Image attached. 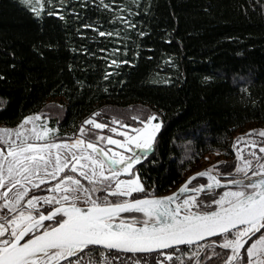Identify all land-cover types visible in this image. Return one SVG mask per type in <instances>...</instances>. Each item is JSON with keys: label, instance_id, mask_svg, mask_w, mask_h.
<instances>
[{"label": "trees", "instance_id": "trees-1", "mask_svg": "<svg viewBox=\"0 0 264 264\" xmlns=\"http://www.w3.org/2000/svg\"><path fill=\"white\" fill-rule=\"evenodd\" d=\"M47 106L54 134L100 145L103 131L80 132L88 117L140 125L156 115L161 130L136 169L147 195L168 193L207 153L234 157L239 129L264 123V0H66L39 12L0 0V126ZM219 167L228 174L235 162ZM89 253L166 264L94 246L72 261L91 264Z\"/></svg>", "mask_w": 264, "mask_h": 264}, {"label": "snow or ice", "instance_id": "snow-or-ice-1", "mask_svg": "<svg viewBox=\"0 0 264 264\" xmlns=\"http://www.w3.org/2000/svg\"><path fill=\"white\" fill-rule=\"evenodd\" d=\"M104 36V32L99 33ZM110 35V34H109ZM116 61H113L115 64ZM124 63H127L125 61ZM94 113L93 116H98ZM39 116L26 117L25 120L15 130L0 129V142L7 144V148H0V188H4L6 183H10L7 191L0 193V199H5L4 208H9L7 201L8 192H11L17 184H21V178L28 183H32V177H38L40 172L55 179L59 173L69 168L71 172H77V165L80 168L86 167L81 164V160H88L91 163V175L81 171L80 175L88 179L92 184H103L102 189L84 188L78 179L71 175H65L52 191L62 190L64 193L82 191L87 199L85 203L89 206L85 208L70 204L68 207L61 205L60 199L47 198L33 195L28 201V206L36 211H20L12 219L0 217V264H59L61 259L67 260L69 257L77 256L84 252L90 245H102L107 249H117L125 252H152L156 249L172 248L174 245H192L197 241H202L206 237L222 236L223 242L220 248L231 250V254L223 259V264H264V163L261 157H256V164L251 160H246L244 167L237 168L236 171L244 174V179H232L228 183L239 186L238 190H229L218 193L215 190L221 187V181L212 176L211 169L200 172L197 176H207L210 181L205 185H189L197 177H190L179 189L180 194L194 193L188 195L175 207L173 203L179 200V196L173 193L171 196L153 199H124L119 202L109 201L107 196L130 197L132 193L145 192L140 177L132 171L135 164L141 162V155L134 149H139L146 153L153 148L157 135L161 130V123H153L157 119L155 115L147 117L140 122L142 128L133 129L135 135H128L120 132L119 135L125 139L115 140L111 136L97 137V140H106L107 144L117 145L132 155L125 156L123 153L112 152L111 149L98 147L95 141L87 142V149H91L93 155H80L71 153L62 156L60 149H68L67 144H57L48 142L36 144L28 142L31 140H46L48 133L54 131L43 127V131H37L34 125L31 136H25L24 126L35 120ZM134 120L137 117H133ZM96 129H104L107 124L97 123L94 118L85 121ZM113 123H119L113 121ZM122 127H128L126 124ZM81 127V134L85 133ZM111 132H117L116 128H111ZM15 135L19 143L9 141L4 137ZM264 137V131L258 133ZM251 135V133L249 134ZM85 144L84 140L77 139L71 147H78ZM255 146V144H254ZM52 149L58 151L54 154ZM264 153V146L259 148ZM109 152L112 155L109 156ZM107 172L105 174V166ZM51 168V171L48 169ZM99 169V171H97ZM251 171V176L248 172ZM133 177L128 180H120V175ZM256 177L257 179H253ZM245 180L248 182L245 183ZM65 181L71 182L75 188L62 187ZM46 181L40 177L39 184L33 187L39 188L40 184ZM23 186V185H22ZM103 191L107 195L100 199H92L89 192ZM28 189L18 192L16 200L10 210L15 209L20 201L27 195ZM200 193L213 195L215 199L207 202L201 201ZM72 197L63 195L64 201H69ZM44 204L61 205L60 207H50L46 211H39L37 204L40 201ZM216 205V208H212ZM193 209H201L193 211ZM211 209V210H209ZM142 213L143 219L132 217L129 223L120 218L121 213ZM183 213V214H181ZM119 220L117 223L116 221ZM54 222L46 225L44 222ZM139 224V227L134 226ZM9 226L11 231L9 232ZM39 229H44L41 234L30 235ZM259 235L257 236V234ZM10 237V238H8ZM25 237H29L24 243ZM253 237L256 239L253 240ZM250 245L245 248L246 244ZM215 243V242H213ZM241 249L246 253V259L242 256ZM219 255V254H217ZM171 260L172 256L169 255ZM68 264H74L69 260Z\"/></svg>", "mask_w": 264, "mask_h": 264}, {"label": "rangeland", "instance_id": "rangeland-1", "mask_svg": "<svg viewBox=\"0 0 264 264\" xmlns=\"http://www.w3.org/2000/svg\"><path fill=\"white\" fill-rule=\"evenodd\" d=\"M24 1L26 4H28L34 11L39 12L42 9H44L46 7V5H51V6H59L63 1L66 0H22ZM126 22V21H124ZM59 99L54 100L51 103H56L59 104ZM52 108L50 107H46L45 110H42L40 113H35V114H31L28 115L26 117H34V116H39L38 120H35L31 123H28L24 126V128L26 129V131L24 132L25 136H31V129L33 128V126H36V130L37 131H43V127H47L48 129H52L54 131H51L48 133V136L46 138V140H41V141H37V140H29L28 142L31 143H36V144H43V143H48V142H54L57 144H67L69 145L68 149H63L61 148L60 154L62 156H68L70 158L71 153H76L77 156L80 155H93L94 158L99 159V157H95V154L92 153L91 149H87L86 145L87 142H89L90 140H87L83 137H75V138H67V137H62V136H58L55 133V128H52L50 125V118L49 116H46L47 114L52 115L54 113V110H51ZM154 115V114H153ZM134 117H137V119L141 116H143V114H139V113H133ZM152 116V115H150ZM156 116V115H155ZM25 117V118H26ZM25 118L18 123L16 126L14 127H4V126H0V129H9V130H15L17 129V127L25 120ZM93 119V117H88L86 119ZM136 119V122H138ZM95 120V119H94ZM118 121L119 123H113V121ZM95 122H98L97 120H95ZM141 123V122H140ZM153 123H161V121L155 120L153 121ZM127 125L128 127H122L121 125ZM85 127H86V131L88 133H91L92 129H95L92 125L86 124L85 123ZM144 125L141 123L140 125H135V124H129L124 122L123 119L121 118H113L111 120V124L108 125V127L104 128V129H99L103 132H100L97 134L98 137H108L111 136L113 139L115 140H120L123 141L125 138L121 135H119L120 132H126L128 133V135H135V132L133 131V129H138V128H142ZM111 128H116L117 132H111L110 129ZM85 131V133H86ZM260 131H264V123H258V122H254V123H250L248 124L246 127L239 129L237 132H235L234 134V149H235V154L234 157L232 158H228L224 155L223 152L220 151H212L207 153L200 161H198L197 163V167L191 171H189L184 179H186L189 175H191L194 172H197L199 170H203V169H211L214 170L216 172L221 173V169H220V165L221 163L224 162H228V161H233L235 162V167L234 169L228 173V175L233 176L232 178H236V177H242L244 176L243 173L237 172L236 169L237 168H242L244 167L245 161L246 160H251L252 164L255 165L256 164V157H253L251 155V153L255 152L257 157H261L264 158V153H261L259 151V148L264 146V137L260 136L258 133ZM251 133V135H249ZM5 139H8L10 142L11 141H15L16 143H19V140L16 139L15 135L12 134L10 137L6 136L4 137ZM81 139L85 141V144L83 145H79L78 147H71V145L74 143L75 140L77 139ZM102 144H98V147H103L106 150L107 149H111L112 152H117V153H123L125 156H129L132 155L131 152H127L125 151L123 148L118 147L117 145H111V144H107L106 140L104 141H100ZM255 144V146H254ZM154 146V145H153ZM0 148H7V144H4L2 142H0ZM153 149V148H152ZM151 149V150H152ZM151 150L147 151L146 153L141 152L139 149H134V151H136L138 154L141 155V159L143 155L148 154ZM58 150L57 149H52V152L55 154ZM112 152H109V156L112 155ZM262 163H264V159L261 160ZM81 164L86 165V167L84 168H80L79 165H77V172H71V163L69 164V168L65 169L64 172L59 173V175L53 179L51 177H49L48 175H46L45 172H40L38 177H32V183H28L27 181L23 180L21 178V184H17L15 188L12 189L11 192H8V196H7V201L10 202L9 204V208H4L3 204L5 203V199H0V217H5L6 219H12L14 216H17L19 214L20 211H32L33 215H35V210L31 209L28 204L27 201L33 196H41V197H47V198H55V199H60L61 200V204H75V205H89L88 203H85V200L87 199V196L82 192V191H77V192H69V193H64L62 190H56V191H52L51 189H53L55 187V185L57 183L60 182L61 179H63V177L65 175H71L73 176L75 179H78L81 183V185L84 188H88V189H92V188H97V189H102L104 187L103 184H92L89 183L88 179H86L84 176L80 175L81 171L84 172H88L89 175H91V163L88 160H81L80 162ZM48 171H51V168L48 169ZM97 171H99V169H97ZM132 171L134 173H136L137 175H139L137 169H136V164L134 165ZM105 174H109L107 172V165L105 166ZM248 175H251V171L248 172ZM40 177H43L45 179V183L44 184H40L39 188L33 187V184H39V179ZM140 177V176H139ZM133 177L129 176V175H120L119 179L120 180H128V179H132ZM140 182L141 178H140ZM210 182L206 183L205 186L207 184H209ZM143 184V183H142ZM23 185V186H22ZM10 183H6L4 188H0V193H3L5 191H7V189L10 187ZM62 187H69V188H75V185H72L71 182L69 181H65L64 185H62ZM239 187H226V188H222L219 190H215L218 193H223L225 191H229V190H238ZM25 189H28L27 195L24 196V198L20 201V203L18 205H15V209L14 210H10V208H12V205L14 204L15 200H16V196L18 192H24ZM145 194H149L146 191L142 192V193H132V195L130 197H114V196H107L108 200H118L117 202L124 200V199H132L135 196H139V195H143L145 196ZM63 195H69L70 197H72L69 201H64L61 199V197ZM91 196L92 199H100L103 200V198L107 195V193L103 192V191H97V192H89V194ZM188 195H195L194 193H187L183 198L185 199ZM198 198L201 201H209L211 199H215L218 197H215L213 195H207L205 193H200ZM181 200V201H182ZM55 205V204H54ZM45 207V208H44ZM50 207L49 205H46L43 203V201L41 200L38 204H37V209L38 210H42V209H46L48 210ZM216 205H212V208H216ZM201 209H193V211H198ZM211 210V209H209ZM135 217L137 219H143V214L142 213H138L135 215H130V216H120V218L125 219L126 221H130L132 222L131 218ZM119 221V220H117ZM0 222H4V221H0ZM53 223H48L47 225H52ZM44 230V229H39L37 230L35 233ZM11 231V226H9V232ZM259 235V234H258ZM257 235V236H258ZM10 238V237H8ZM256 239V237L253 238V240ZM220 242H223V237L221 236V240ZM251 243V241L249 242ZM250 245V244H249ZM248 247V244L245 248ZM194 253H192L191 251H189V255H193L195 254V252L197 253V251L194 249L192 250ZM100 258L97 259L95 258L96 256L92 255L91 253L86 254L85 257L88 258V260L90 261L91 264H111L110 260L108 258L107 255H104L103 253L99 254ZM245 259H246V253L243 249V255H242ZM165 259V257L160 258L159 260L161 261L162 259ZM178 259L179 262H181V259L186 260V259H191L192 257H173ZM211 257H198V258H194L196 260L201 261L202 263L205 260H208ZM135 264H139L138 260L135 259ZM233 264H236V262L234 261Z\"/></svg>", "mask_w": 264, "mask_h": 264}, {"label": "flooded vegetation", "instance_id": "flooded-vegetation-1", "mask_svg": "<svg viewBox=\"0 0 264 264\" xmlns=\"http://www.w3.org/2000/svg\"><path fill=\"white\" fill-rule=\"evenodd\" d=\"M219 173V172H218ZM221 175V178L223 180H227V179H230L232 178L233 176H230L226 173H219ZM188 178V177H187ZM186 178V179H187ZM186 179H183V181L179 184L181 185ZM209 181L203 177H199V178H196L195 180L192 181V183L189 185V187H192L193 185H196V186H199V185H205L206 183H208ZM178 185V186H179ZM177 186V187H178ZM176 187V188H177ZM219 189H222L221 187L217 188L216 190H219ZM187 194V193H186ZM184 194L178 201V203L181 202L182 198L186 195ZM53 207V206H52ZM45 208V207H44ZM39 211H46V209H42V210H39ZM35 215H36V212H35ZM124 216H129V215H124ZM53 223V222H52ZM48 224V222L46 223V225ZM259 234V233H258ZM257 234V235H258ZM254 238V237H253ZM221 240V236H218V237H215V238H211V239H208V240H205L201 243H198V244H194V245H186V246H181V247H177V248H173L174 250H164V251H159V252H156L157 254L156 255H149V254H152V253H147V254H132V255H135V257H165V263L168 264V256L171 255L172 257H224V259L227 258L228 255L231 254V250L229 249H223V248H220L219 247V244L221 243L220 242ZM215 242V243H213ZM250 242V241H249ZM250 244V243H249ZM248 244V246H249ZM247 246V244L245 245V247ZM196 250L197 253L193 254V255H189L187 254L188 251H191V250ZM171 250V251H170ZM241 253L243 255V249H241ZM129 254V253H128ZM219 254V255H217ZM75 257V256H74ZM73 258L69 259L72 261ZM210 259V258H209ZM69 260H66L64 262H61L59 264H68V261ZM199 260H194L192 262V264H197ZM208 260H205L203 262V264H205ZM201 262V261H200ZM234 263V262H233ZM181 264H187V260H183L181 259ZM220 264H223V263H220Z\"/></svg>", "mask_w": 264, "mask_h": 264}, {"label": "water", "instance_id": "water-1", "mask_svg": "<svg viewBox=\"0 0 264 264\" xmlns=\"http://www.w3.org/2000/svg\"><path fill=\"white\" fill-rule=\"evenodd\" d=\"M206 170H209V169H203V170H199V171H197V172L192 173L191 175L188 176V178H187V179H186L181 185H179L177 188H175L174 190H172V191H170V192H168V193L160 194V195H145V196H140V197H136V198H132V199H153V198H159V197L171 196V195H173V193H176V194L179 196V199H180L184 194H186V193H184V194H180V193H179V189H180V187H181L182 185H184L185 182L188 181L190 177H193V176H196L197 178L201 177V176H197V174L200 173V172H204V171H206ZM210 174H211L212 176L216 177V179H218V180L221 181V185H222L221 188H226V187H239V186H237V185H234V184H230V183H228V181H229V180H232V179H244V176H242V177H236V178H230V179H227V180H223V179L221 178V175H220L218 172L214 171V170H212ZM249 176H251V175H249ZM203 178L207 179L210 183H213L212 181H210V180L208 179L207 176H203ZM253 179L255 180V179H257V178H256V177H253ZM247 182H248V181L245 180V183H247ZM189 188H191V187H189ZM129 200H131V199H129ZM178 201H179V200H177L175 203H173V204L171 205V207H175V206H176V203H178ZM61 205H63L64 207H68L70 204H61ZM61 205H55L54 207H60ZM76 206H77V207H81V208H85V209H86L89 205H76ZM126 214H128V213H121L120 216H124V215H126ZM181 214H183V213H181ZM47 222H49V221H45L44 223L46 224ZM116 222L118 223L119 221H116ZM127 222L131 223L130 221H127ZM134 226L139 227L140 225H139V224H134ZM43 231H44V230H41V231H39V232H37V233H33V234H30V235L41 234ZM215 237H218V236L206 237L204 240H202V241H197V242L194 243V244H198V243H201V242H203V241H205V240H208V239H211V238H215ZM27 239H29V237H25V240H24V241H21V243H24ZM194 244H192V245H194ZM92 246H94V247H98V248H101V249H105V250H109V251H116V252H122V253H129V254H147V253H155V252H159V251L169 250V249H173V248H177V247H181V246H186V245H174L172 248L156 249V250H154V251H152V252H125V251L117 250V249H107V248L103 247L102 245H90V246H88V247H92ZM73 257H74V256L69 257L67 260H69V259H71V258H73ZM64 261H66V260L61 259V260L59 261V263L64 262ZM74 264H86V263H82V262H74Z\"/></svg>", "mask_w": 264, "mask_h": 264}]
</instances>
